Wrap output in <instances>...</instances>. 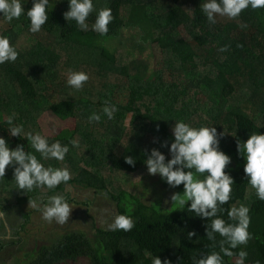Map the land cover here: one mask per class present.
Segmentation results:
<instances>
[{"label":"trees","instance_id":"trees-1","mask_svg":"<svg viewBox=\"0 0 264 264\" xmlns=\"http://www.w3.org/2000/svg\"><path fill=\"white\" fill-rule=\"evenodd\" d=\"M49 2L48 20L38 33L28 31L26 15L11 22L0 17V36H6L18 52L15 62L0 64V114L5 118L14 112V123L24 132L40 134L37 119L43 111L74 120L72 137L59 141L69 149L64 160H41L46 167H66L71 179L55 189L24 193L16 189L12 169L6 168L0 178V213L69 185L106 197L118 215L132 218L134 227L124 232L93 226L91 238L81 231L68 232L35 249L23 264H66L77 259L89 264H152L154 256L162 264L164 260L193 264L194 257L219 251L205 237L206 220L189 213L187 206L180 209L171 202L163 208L160 197L147 203L142 194L119 186L123 179L142 183L150 177L143 163L149 140L169 158L167 144L175 121L225 131L218 147L231 158L225 171L234 184L223 207L249 208L251 239L222 259L224 264H235L236 253L243 250L244 264H264V201L248 185L244 160L236 151L237 140L264 134V9L248 8L236 19L217 17L215 24H209L200 10L202 0H93L89 29L81 31L63 18L67 0ZM32 3L21 0L25 11ZM104 7L111 9L113 20L107 34L100 36L91 24L96 10ZM222 47L225 51H220ZM70 71L88 74L79 91L66 85ZM106 104L116 107L111 120L102 112ZM93 112L101 120L89 124ZM125 156L134 158V166L124 162ZM159 183L163 190L182 193V185L172 189L161 179ZM21 216L19 230L30 212ZM223 218L227 221L226 211ZM189 232L194 233L190 238Z\"/></svg>","mask_w":264,"mask_h":264},{"label":"clouds","instance_id":"clouds-1","mask_svg":"<svg viewBox=\"0 0 264 264\" xmlns=\"http://www.w3.org/2000/svg\"><path fill=\"white\" fill-rule=\"evenodd\" d=\"M49 0H33L32 7L25 11L21 0H0V17L7 22L18 20L26 15L29 21L28 31L38 33L42 25L48 20L46 11ZM67 11L63 13L65 21H73L81 31H87L90 13L93 12V0H67ZM264 9V0H202L200 10L209 24H215L217 17L236 19L245 9ZM113 20L111 9L104 7L96 10L91 30L104 36L108 32V25ZM246 27V25H241ZM220 51H225L222 47ZM18 56L14 46H11L6 36H0V64L15 62ZM88 74L82 71H70L66 85L79 91L88 80ZM115 105L106 104L102 108L107 119L113 118ZM16 113L7 115L3 123L7 125L9 137H21L27 140L31 149L39 154L40 159L33 152L25 151L17 144L10 148L5 138L0 136V178L5 175L6 168H11L16 189L31 192L41 187L49 190L66 184L71 174L66 167L54 168L44 166L41 160L63 161L69 149L59 141L52 143L39 132H24L21 125L14 123ZM101 116L95 112L89 115L88 123H99ZM172 140L167 144L169 158L156 148L148 151L143 163L148 175H158L160 179L172 189L182 185V193L172 192L170 200L180 209H185L201 220H206L205 237L212 244V250L207 254L193 258V264H224L222 256H232L233 249L245 246L251 239L248 231L250 223L249 208L243 204L230 206L227 210L223 205L231 199L232 177L225 171L231 158L219 150V140L225 131L217 132L213 126L192 127L182 121H175L170 129ZM76 146V142H71ZM163 146V145H162ZM238 156L244 160L243 173L248 185L254 190L258 200L264 201V134L253 133L248 138L236 142ZM124 162L134 166L133 157L125 156ZM203 179H200V177ZM28 205L41 212L43 220L57 224L68 221L70 208L67 199L61 195H53L46 202L28 200ZM226 211L227 221L223 218ZM134 223L131 217L117 215L110 230L128 232ZM194 233L189 232V238ZM220 239L217 240L216 237ZM235 264H244L247 252L240 250L236 253ZM152 264H162L154 256ZM163 264H169L167 260Z\"/></svg>","mask_w":264,"mask_h":264},{"label":"rangeland","instance_id":"rangeland-1","mask_svg":"<svg viewBox=\"0 0 264 264\" xmlns=\"http://www.w3.org/2000/svg\"><path fill=\"white\" fill-rule=\"evenodd\" d=\"M136 41L137 36H134L133 42ZM118 100L121 102L123 98H118ZM3 120L4 118L0 114V136L14 146L17 144L23 146L28 152L21 137L8 136L7 125L3 123ZM37 123L43 136L56 141H68L76 129L74 120L59 119L49 111L39 113ZM145 147L149 150L157 148L151 140L145 144ZM139 180L128 178L121 180L118 184L128 192L142 194V200L147 203L160 197L161 207L169 208L172 191L161 188L158 175L147 177L141 181L142 183H138ZM140 186H143V189L146 187V190L143 192ZM53 195L64 196L72 208L68 221L64 224L43 220L41 212L28 204L19 208L14 207L6 214L0 213V264L26 263L30 260L29 257L35 249L42 245H49L51 241L68 232L81 231L88 238H91L94 232L93 226L109 230V226L118 215L112 201L101 195H96L89 189H81L76 186L64 185L62 192L52 190L45 195L35 196L34 201L41 202ZM25 211L30 212V218L24 228L19 230V225L23 223L21 214ZM66 264H89V262L86 259H77L75 262Z\"/></svg>","mask_w":264,"mask_h":264}]
</instances>
